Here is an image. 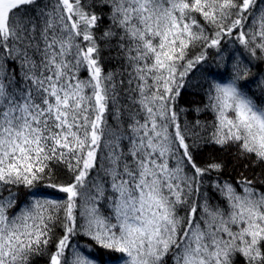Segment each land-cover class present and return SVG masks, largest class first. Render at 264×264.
I'll list each match as a JSON object with an SVG mask.
<instances>
[{
  "label": "snow or ice",
  "instance_id": "1",
  "mask_svg": "<svg viewBox=\"0 0 264 264\" xmlns=\"http://www.w3.org/2000/svg\"><path fill=\"white\" fill-rule=\"evenodd\" d=\"M0 264H264V0H0Z\"/></svg>",
  "mask_w": 264,
  "mask_h": 264
}]
</instances>
